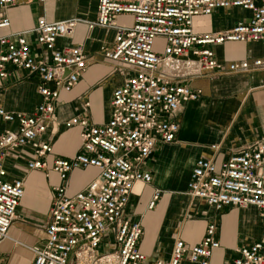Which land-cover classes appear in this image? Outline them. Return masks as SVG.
<instances>
[{"label":"built area","instance_id":"2783aa9c","mask_svg":"<svg viewBox=\"0 0 264 264\" xmlns=\"http://www.w3.org/2000/svg\"><path fill=\"white\" fill-rule=\"evenodd\" d=\"M32 2L46 0H0V29L10 27L7 8ZM228 7L246 9L250 17L221 31H194L195 17ZM119 16L130 18L131 24H120ZM79 24L113 30V42L102 46L101 53L126 67L118 68L122 81L112 92L105 124H92L81 115L64 123L80 128V145L72 157L52 160L50 168L62 183L53 187L46 238L30 248L31 264H145L146 256L138 247L142 225L125 213L131 190L136 182H151L145 161L157 144L175 141L179 126L173 116L199 98L200 90L190 86L191 79L214 71L264 69V57L223 64L212 49L226 41L264 43V0H98L94 19L39 17L30 29L1 35L0 79L9 77L12 69L36 76L40 100L29 113L0 107V119L8 125L0 131V242L9 238L24 195V180L7 179L4 161L10 151L28 147L32 153L28 170L48 168L52 145L44 134L53 122L60 93L77 84L88 63L81 44L57 47L55 42L71 35ZM28 35L43 48L44 58L33 54ZM88 167L96 168L98 175L68 195V174ZM185 194L202 199L217 212L253 206L264 226V129L257 140L219 165L198 158ZM158 195L156 190L149 208ZM218 246L216 224L211 222L199 243L186 246L175 238L168 259L152 264H182L185 259L209 264ZM235 254L228 264H264V237L239 246Z\"/></svg>","mask_w":264,"mask_h":264},{"label":"crops","instance_id":"0c3cea01","mask_svg":"<svg viewBox=\"0 0 264 264\" xmlns=\"http://www.w3.org/2000/svg\"><path fill=\"white\" fill-rule=\"evenodd\" d=\"M97 2L46 0L44 4L11 6L6 9L10 27L0 29V36L30 29L39 17L48 21L72 17L94 19ZM249 17L250 11L240 7L218 8L208 16L195 17L193 28L196 33L221 31ZM120 18L124 17L119 16L118 20ZM113 35L110 29H88L79 24L71 35L55 42L57 47L81 44L88 63L77 84L70 91L60 93L53 122L44 134L52 145V152L46 157L48 168L28 170L27 161L32 157L28 147L10 151L4 161L7 179L24 180V195L9 228V238L0 242V260L7 264H31L30 248L45 241L53 187L62 183L50 168L52 160L72 157L80 145V128H67L64 123L81 115L92 124L102 125L110 117L112 92L122 81L118 68L124 66L101 53L102 46L113 42ZM27 40L33 54L44 58L45 52L34 42V37L28 35ZM212 49L217 61L223 64L264 57L261 42L226 41L213 45ZM189 84L200 90L199 98L187 102L173 116L179 126L175 141L156 145L145 161L152 180L134 184L125 209L126 215L140 220L142 225L138 247L146 256L145 264L168 259L175 238H180L186 246L199 243L211 222L216 224L219 246L213 250L209 264H228L239 246L250 245L264 237V226L255 207H226L217 212L202 199H191L185 194L191 169L198 158H210L219 165L234 151L260 137L264 129V69L214 71L191 79ZM36 85V76L12 69L9 77L0 79V107L31 112L40 100ZM7 126L0 119V131ZM97 175L94 167L73 169L66 181L67 194L72 196L82 190ZM156 190L159 195L149 208ZM182 264L197 263L185 259Z\"/></svg>","mask_w":264,"mask_h":264},{"label":"rangeland","instance_id":"374dc122","mask_svg":"<svg viewBox=\"0 0 264 264\" xmlns=\"http://www.w3.org/2000/svg\"><path fill=\"white\" fill-rule=\"evenodd\" d=\"M118 22L120 24H124V25H130L131 24L130 18H128V17L120 18ZM161 43H162L161 41H158L157 48L159 50L161 49V45H160Z\"/></svg>","mask_w":264,"mask_h":264}]
</instances>
